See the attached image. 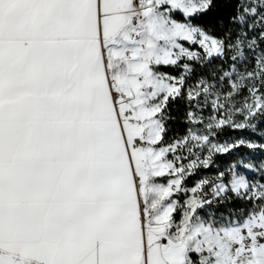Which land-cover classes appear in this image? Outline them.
<instances>
[{
	"label": "snow or ice",
	"instance_id": "6c2138e0",
	"mask_svg": "<svg viewBox=\"0 0 264 264\" xmlns=\"http://www.w3.org/2000/svg\"><path fill=\"white\" fill-rule=\"evenodd\" d=\"M221 2L0 0V264H264V161L186 186L264 150L212 139L264 122V0ZM173 105L203 127L170 138Z\"/></svg>",
	"mask_w": 264,
	"mask_h": 264
},
{
	"label": "trees",
	"instance_id": "16d2710c",
	"mask_svg": "<svg viewBox=\"0 0 264 264\" xmlns=\"http://www.w3.org/2000/svg\"><path fill=\"white\" fill-rule=\"evenodd\" d=\"M236 0H228L227 3L221 2L212 13H209L207 17H204L203 19L205 21L212 20L218 17H224L227 18V16L231 15L236 7H237ZM223 67L224 70H229L230 68V62L228 61H221V60H214L211 64H208L206 67H203L201 69L200 66H197V73L195 76L190 78L189 84H194L195 80L199 78L201 75L207 76L213 72V69H219ZM240 71H243V67L241 66ZM165 71H171L173 74H178L180 69H165ZM220 73H217V78ZM249 93L247 89L241 91V93L236 97V104L237 106L242 105L243 100L246 96H248ZM172 113L173 116L177 117L175 119L170 127L171 131L169 132L170 138H176V137H182L185 135L189 129V127H203L202 125H190L184 120V113L187 110L186 105H173L172 106ZM211 114V108H205L202 112V115L207 117ZM234 120L239 123L243 121V115L241 114H234ZM249 123L255 124L256 128L253 129H243V130H234L231 127L225 126L220 130H217L216 136L213 137V141L217 143H234L236 140L239 139H245L250 142L258 143V144H264V122H261L260 120H250ZM204 151L207 153L206 148ZM264 161V150L256 149L252 150L245 146L238 147L234 150H232L229 153L225 154H215L213 157V164L210 165L208 168L200 167L196 170V172L191 175L187 181L186 186L191 187L193 186L194 182L199 180L203 175H215L219 173L220 171L226 170L230 165L233 163H252L254 165L259 166V164ZM242 172H244L245 175L248 176L250 180H259L260 179V173L259 171H256L254 174H249L247 170L240 169ZM239 200L234 199L233 203L225 204L220 206L219 211L217 215L223 214L225 217L228 216L229 213H236L239 214V212H234L235 210L240 207Z\"/></svg>",
	"mask_w": 264,
	"mask_h": 264
},
{
	"label": "rangeland",
	"instance_id": "374dc122",
	"mask_svg": "<svg viewBox=\"0 0 264 264\" xmlns=\"http://www.w3.org/2000/svg\"><path fill=\"white\" fill-rule=\"evenodd\" d=\"M206 154V152L203 150V152H202V154H201V158H203V155H205ZM185 163H187V161H185ZM218 175V173L217 174H215V175H203L200 179H208V180H215V178H216V176ZM199 179V180H200ZM239 202H241L240 203V207H238V209L237 210H235L234 212H240V210L242 209V208H245V207H250V205H246L243 201H240L239 200ZM230 203H233V201L232 202H230ZM230 203H228V204H230ZM220 215V214H219Z\"/></svg>",
	"mask_w": 264,
	"mask_h": 264
}]
</instances>
